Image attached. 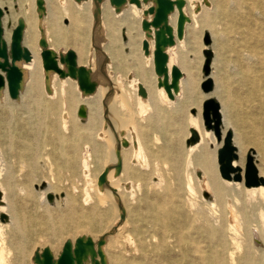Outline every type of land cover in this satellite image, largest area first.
Instances as JSON below:
<instances>
[{
  "label": "rangeland",
  "instance_id": "374dc122",
  "mask_svg": "<svg viewBox=\"0 0 264 264\" xmlns=\"http://www.w3.org/2000/svg\"><path fill=\"white\" fill-rule=\"evenodd\" d=\"M206 1L209 3L205 2L208 12L196 17L194 21L189 20L185 25L183 38L175 40V44L171 46L177 50L178 58L184 57L187 60L191 69L188 89L184 85L181 88L178 84L177 93H173L177 97L173 102L156 98L151 105L145 103L141 112L135 106V96L129 87L128 78L134 75L133 67L136 70L144 69L142 71L146 72L147 76L154 73L153 67L151 69L153 63L151 50L149 49V54L145 55L141 47V42L146 38L145 32L141 30L143 11L153 2L140 0V7L127 3V8L116 10L117 13L114 10L111 13L109 1L101 0V3L92 10L91 20L88 23L90 27L88 37L91 41L92 58L97 64V73L101 79H105L107 86L115 81V84H121L124 92H127L125 95L127 99L129 98V107L117 100L116 109L121 116L133 117L135 123L140 126L143 144L148 150V161H150L147 167L141 168L145 171L142 179L132 181L133 192L127 195L129 245L132 252L137 254L140 242L138 237L130 232V227L139 224L137 222L139 213L150 214L158 195L167 194L163 190L165 184L171 188L170 192L175 198L192 200L196 203L200 199L196 197L195 182L205 173L210 182L224 191L222 212L217 216L220 217L218 220L223 228L225 250H231L233 258L240 261L242 259L245 264H264V242L259 241L260 244H255L252 239L248 245L247 241L249 228L264 224L257 211L263 197L250 193L244 185L247 157L253 158L256 176L259 174L258 169L263 168L264 165V0ZM26 3H28L27 7L31 6L30 0ZM184 9L188 17L190 12L187 0ZM176 15H171L169 22L174 29ZM205 34L209 35L208 45L203 42ZM123 38H126L127 42L123 41ZM148 41L153 46V41L150 39ZM69 49L74 48L64 43L56 45L54 50L66 52ZM205 49L212 52L210 69L214 66L215 69L221 70L224 83L226 82L227 85L226 89L235 99L234 103L237 106L230 112L229 127H226L231 129L233 134L241 135L243 140L244 154L241 167L243 180L237 182V186L223 183L219 175L216 157L215 160L213 159L217 147L214 137L213 141L205 140L204 145L194 148L190 154V158L193 156V161L190 158L188 161L186 158L187 149L190 147L186 146V142L190 137L191 129L188 117L197 114L198 106L201 109L202 102L207 97L218 98L215 93L212 94L213 91L206 95L200 90ZM217 54H219L218 64L215 65L213 59ZM134 62H138L137 65ZM183 77L185 78L186 75ZM54 88L51 95L41 93V101L47 100L46 103L53 102L56 105L57 114L54 116L44 117L43 104L22 105L13 103L9 99L6 103L0 104V113L2 109L8 106L10 108L9 115L0 116V156L3 161L0 183L6 191L7 213L11 217V221L10 219L5 223L0 221V224H4V227H0V264H35L32 256L37 251L45 247L61 250L64 241H72L80 236L90 237L95 244L99 234H102L109 224L106 218L109 206L95 202L80 167L68 168L64 160L58 156L54 132L47 128L46 124L57 121V134L60 133L63 137L69 136L73 126L79 124L71 118V113L81 98L74 90L71 81L62 84L55 80ZM155 88L158 89L156 85ZM188 90H190L189 97H187ZM28 99L26 94L21 97L24 102ZM192 111H195V115ZM60 112H67L69 118L63 122L59 118ZM201 128L204 130L202 122ZM107 132L110 134L109 129ZM31 135H37L35 142L31 143L33 139ZM81 152L82 150H78L72 153L74 164L78 161ZM204 156L211 162L209 169L203 164ZM179 157L184 160L179 175L175 178L172 174L174 179H167L166 176L171 174L172 162L180 159ZM91 173L90 178L98 171L93 170ZM159 174L162 175L164 182L158 180ZM44 181H47L52 191L64 200H58L53 204L48 202L47 198L41 199L40 190L46 187L45 184L44 188H41ZM158 181L156 186L155 182ZM184 182L185 185H182ZM84 191L90 195L88 200H85ZM201 201L207 202L208 198L202 195ZM69 203H72L73 209L67 208ZM140 228L146 231L144 232L147 235L146 245L157 243V236L151 237L153 227L150 224L144 222ZM41 238L46 240L43 241ZM103 255L107 264V254L105 255L104 252ZM98 258L96 255L95 260ZM85 264H93V261L87 259Z\"/></svg>",
  "mask_w": 264,
  "mask_h": 264
},
{
  "label": "bare ground",
  "instance_id": "6f19581e",
  "mask_svg": "<svg viewBox=\"0 0 264 264\" xmlns=\"http://www.w3.org/2000/svg\"><path fill=\"white\" fill-rule=\"evenodd\" d=\"M2 1L4 3H2ZM26 1L27 0H0V9L2 11L0 18L2 38L7 46H9L13 29L19 22H22L24 25L22 45L26 47L31 54L29 62L21 61L18 64L23 71V80L17 98L11 99L9 97L5 83V86L0 90V104L6 103L8 99L13 103L22 105L28 103L43 104L42 112L44 113V117L54 116L57 114L56 105L53 102L46 103L47 100L44 102L41 101V95L43 93L46 95L53 94L55 80L60 81L62 84L71 81L74 90L77 91L78 96L81 98L71 113V118L79 124L73 126L69 136L63 137L60 133L59 135L57 134V121L46 124L47 128L49 127L51 131L54 132V141L56 142L55 147L58 149V156L64 160L68 168L79 166L83 173V177L86 179V182H88L87 188L93 194L95 202L109 206V213L106 216L109 224L104 232L99 234L100 236L98 239L102 240L103 243L98 246V240L96 241V239H94L96 241L95 244L91 247H85V253L82 256L74 255L75 264H85L87 259H91L94 254L97 255V250L102 253L105 252V255L107 254V264H245L242 259L241 261L236 260V258L234 259L231 250H225V242L223 240L224 238H222L223 228L222 225H220V217L217 216L218 213L222 212L224 191L218 185H214L210 182L205 173L195 182L196 197L200 199V201L196 203L192 200L175 198L170 192L171 188L165 184L163 190L167 194L158 195L155 204L153 203L154 205H152L153 210L151 212L149 211L150 214L148 212L144 215L139 213L137 218L139 224L130 227V232L135 234L140 242V249L137 250V254H135L134 251L132 252L129 245L130 236L128 230L129 223L127 221V195L133 192L132 181L134 179H142L145 171L141 170V168L147 167L150 161H148V150L143 144L140 126L135 123L133 117L121 116L116 109L115 104L117 100L122 101L123 105L129 107V98L127 99L125 95L127 92H124L121 84H115V81H112L111 85L107 86L105 79H101L100 75L97 73V64L92 58L90 48L91 41L88 37L90 30L88 23L91 20L92 10L96 8L97 4L101 3V0H43V9L37 7L35 4L36 0H30V7H27L28 3H26ZM205 2L207 1L187 0V6L189 5L190 12L187 18L190 21H194L196 17L208 12V6L205 5ZM127 6V3L121 8L111 6V13H113L114 10L117 13L116 10L121 11L127 8ZM186 9H184L185 14H187ZM174 14H176V12L172 15ZM170 21L171 18L169 17V22ZM187 24L188 23L185 25ZM50 37L52 38L51 42ZM41 38L45 39L47 48L57 56L60 54L63 55L65 52L55 51L56 45L68 43L76 49V51L74 49L73 51L76 54L77 65L85 66L89 71L90 80L95 83V91L93 93L86 94L80 91L76 80H71L69 77L60 78L56 73L43 70L40 57L42 47L39 44ZM122 40L127 42L126 38ZM149 49L151 50L152 56L153 46L151 43H149ZM165 52L168 56L167 74L169 78L171 68L175 66L182 74L178 82V84L181 85L179 87L182 88V85H184V87L189 86L191 81V69L187 64V60L184 57L178 58L177 50L171 46L167 47ZM218 56L219 54L214 55L213 61L215 65L218 64ZM137 63L134 62L135 65H137ZM152 65L151 69L153 67ZM59 66L62 67L60 64ZM140 69L141 70H136L133 67L134 75L128 78V84L135 96V106L138 110L141 112L145 103L151 105L156 98L162 101L173 102V100L168 99L163 88H155V85L157 86L158 77L154 75V73H150V75L147 76L146 72L142 71L144 69ZM211 69L209 78L212 79L214 85L212 94L215 93L218 96L216 100L220 105L224 134L227 129L226 127H229L228 116L237 106L234 103L235 99L232 98L226 89L227 85H225L226 82L224 83L221 70L215 69L214 66H212ZM184 75H186L185 78L183 77ZM204 79L205 78L202 77L201 82ZM139 85L144 87L147 93L146 98L138 94ZM189 92L190 90L187 91V97L190 96ZM23 94H26L29 98L26 101L27 103L21 100ZM128 95L129 94H127V96ZM175 97L177 96L174 95V98ZM169 105H171V103ZM126 106H124V108ZM9 109V106L2 109L0 116L9 115ZM26 109H28V107ZM200 112L201 109L200 106H198L197 114L188 117L189 128L195 129L200 137L197 144L187 149L186 158L188 161L190 154L196 146L204 145L205 140H214L211 132L202 130ZM129 114L131 115V112ZM59 118L64 122L66 118H69V114L67 112H60ZM108 129L110 130V134L107 132ZM31 138H33L31 139V143L35 142L37 140V135H31ZM233 143L237 147L238 154V158L233 162V165L242 167L244 153L241 135L234 133ZM216 149L217 148H215L213 155L214 160L216 157ZM78 150H82V152L78 161L74 164L71 155L74 151ZM190 159L193 161V156H191ZM183 161L184 160L180 158L172 162V168L170 169L171 174L166 176L167 179L173 180V175L175 178L179 175ZM202 161L209 169L211 165L209 158L204 156L202 157ZM2 163L3 161L0 156V176L3 172ZM93 170H97L98 173L90 178ZM258 172L259 174L257 177L259 178L260 184L247 188V191L252 194H259V196L263 197L262 203L257 207V211L264 221V165L263 168L258 169ZM186 177L184 178L186 179ZM158 180L161 182L163 181L162 175L159 174ZM159 181L155 182L156 186ZM222 181L227 185H238L237 182H229L223 179ZM43 184H46V187L40 190L41 199L45 200L46 195L51 193L53 195V204L58 200H64V198L52 191V187L47 181H44ZM182 185H185V182ZM86 191H84L86 194L85 200H88L90 195ZM0 193V216L5 214L11 221V217L7 213L8 204L6 202V191L1 183ZM186 194L188 195V193ZM202 195L208 198L207 202L201 201ZM150 198H152V196ZM67 208L73 209L74 206L72 203H69ZM233 219H235V217ZM144 222L153 227L151 237L157 236V243L146 245L145 236L147 235L144 234L146 231H142L140 228L144 225ZM0 227H4V224H0ZM244 227L245 229L247 228L246 225ZM88 234L90 235V233ZM80 238H83V240L87 239L85 236H80ZM252 239L253 241L264 242V224H260L259 227L254 226L249 228L247 236L248 245H250ZM233 241L236 240L233 239ZM13 244H15V242ZM17 245L18 243L16 246ZM37 245L36 243V246ZM71 246L74 248L75 239L71 241ZM45 248L48 249L55 261L61 250L56 251L54 247ZM43 249L33 254L32 259L35 264H42L41 252ZM97 260L100 262L99 258Z\"/></svg>",
  "mask_w": 264,
  "mask_h": 264
},
{
  "label": "water",
  "instance_id": "95a60500",
  "mask_svg": "<svg viewBox=\"0 0 264 264\" xmlns=\"http://www.w3.org/2000/svg\"><path fill=\"white\" fill-rule=\"evenodd\" d=\"M81 1V0H75ZM109 4L115 8H121L126 3L134 4L140 7V0H108ZM153 4L143 11V19L141 21V30L145 32L146 38L141 42V47L145 55L149 54V41H153V71L158 77L157 87L163 88L168 99L173 100V93L178 91V82L181 79V71L177 67H172L170 78L167 74L168 56L165 52L167 47L173 46L175 40L183 38L185 24L189 22L184 13L185 0H152ZM207 3V2H206ZM36 5L39 9H43V0H36ZM176 12L175 29L169 23V17ZM2 11L0 9V18ZM23 23L19 22L13 29L10 44L7 46L2 38V28L0 25V90L7 86L8 94L11 99H16L21 82L23 80V71L19 67V63L29 62L31 54L29 50L22 45L23 38ZM204 44L208 45L209 35L205 34ZM39 44L42 47L40 57L43 70L46 72L56 73L60 78L69 77L76 80L80 91L88 94L95 91V83L89 78V71L85 66L77 65L76 54L73 50H67L63 55L57 56L46 46L45 39L41 38ZM204 62L202 65V75L205 78L200 83V90L204 94H209L213 91L214 85L210 74V63L212 60V52L209 49L203 51ZM62 65V67L59 66ZM138 94L146 98L147 93L142 85L138 86ZM195 115V111H192ZM201 122L204 131H209L215 138L216 143V162L220 177L229 182H241L243 179L241 167L234 166L233 162L237 160V147L233 143V131L227 129L223 134V120L220 112L219 102L214 97H209L203 100L200 112ZM200 140L198 132L191 128L190 137L186 142V146H193ZM212 146V145H211ZM213 147V146H212ZM259 178L256 176V169L253 158L248 156L245 162L244 185L249 188L257 186ZM44 188V184L41 185ZM1 197V193H0ZM48 202L53 201L51 193L46 195ZM8 217L5 214L0 216V221L7 222ZM102 240L97 241V245H101ZM255 244H260L259 241H254ZM94 243L90 237L86 240L78 237L75 239V246L72 248L71 241H66L57 256L53 260L48 249L44 248L41 252L42 264H75L74 255H83L85 247L93 246ZM95 254L91 258L93 264H105L104 255L97 250L99 261L95 260Z\"/></svg>",
  "mask_w": 264,
  "mask_h": 264
}]
</instances>
